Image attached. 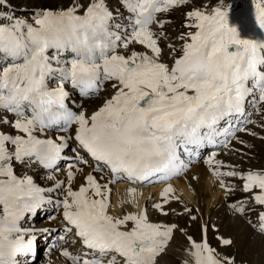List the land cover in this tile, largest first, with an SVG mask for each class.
Instances as JSON below:
<instances>
[{
    "label": "snow or ice",
    "instance_id": "obj_1",
    "mask_svg": "<svg viewBox=\"0 0 264 264\" xmlns=\"http://www.w3.org/2000/svg\"><path fill=\"white\" fill-rule=\"evenodd\" d=\"M248 4L72 0L18 15L0 0V264H30L43 239L63 264H168L177 234L182 264H237L218 250L235 242L217 236L213 247L219 229L200 223L173 186L199 182L189 172L201 159L226 198L237 190L227 181H240L246 199L227 208L255 212L247 223L264 236V169L241 172L218 158L247 146L241 134L264 140L253 130H264L253 120L264 118V0ZM180 8L173 42L163 17ZM97 100L89 112L83 101ZM121 182V208L140 207V187L162 185L151 209L164 219L147 205L110 214ZM41 216L58 231L38 228Z\"/></svg>",
    "mask_w": 264,
    "mask_h": 264
},
{
    "label": "rangeland",
    "instance_id": "obj_2",
    "mask_svg": "<svg viewBox=\"0 0 264 264\" xmlns=\"http://www.w3.org/2000/svg\"><path fill=\"white\" fill-rule=\"evenodd\" d=\"M11 1L14 2L13 3L15 5L14 12H16L18 15L21 13H30L33 10L41 7H48L53 9L66 7L72 2V0H11ZM181 15L182 14L178 12L173 16V18H180ZM97 101H92V102H97ZM98 103H95V105H98ZM249 155H252V160H251L252 162L250 166L264 168V141H258V143H256L255 146L253 145L249 151ZM235 181L237 183L238 180ZM237 186L239 192L240 186L238 184ZM227 205L228 203L219 207V210L215 215L211 214L209 216L210 217L209 221L207 220L205 213L202 214L200 211L196 212V209H198V207L191 206V208L193 209L194 214H196L198 217L202 216L200 223L201 222L203 223V219H204L207 220L210 225H215L219 229V232L211 231V234H209L213 247H218L217 239H216L217 236H223V237L226 236L229 238H233L235 239V243L233 247H229V248L219 247L218 250L221 251L222 253L235 255L237 264H264V238L259 236V234L253 230V227L250 226L249 223H247V219H245L247 218V216L243 217L246 226L244 232H241V234L237 233L236 231V228H238L239 226H231L230 223H228L224 225V227H220L219 222L216 221V219L221 218L224 224L225 222H229V219L231 218H229L230 216L224 212L225 211L224 208H227ZM248 215L252 217V212L248 213ZM236 218H240V216L238 217L236 216ZM175 219H176L175 216H170L168 218V220L170 221ZM186 219L187 217L180 218L179 223L183 225ZM252 221L255 224L256 219L252 217ZM189 232L195 238L199 239V232L197 231L196 225H192L189 228ZM256 234H258V236ZM175 241L176 242H174L175 248L173 250V254H168V255L171 259L172 264H182L181 258L183 254L178 250L180 248L181 241L176 239ZM166 260L169 261L168 256L166 257Z\"/></svg>",
    "mask_w": 264,
    "mask_h": 264
},
{
    "label": "bare ground",
    "instance_id": "obj_3",
    "mask_svg": "<svg viewBox=\"0 0 264 264\" xmlns=\"http://www.w3.org/2000/svg\"><path fill=\"white\" fill-rule=\"evenodd\" d=\"M89 112H91V110ZM192 175H199V177H200L199 182L192 181L191 184H189L188 180H186V179H181V180L175 181L173 186L175 188L176 194L179 195L181 197V200L184 203H186L188 206L193 205V206L199 207L201 209V213L202 214L205 213L207 215V219H210L209 215H211V214L215 215L219 210L215 206V204L222 201L221 189L219 188L217 190L213 186L212 182L209 179H207V172L205 171V169L202 166H195L192 170V173L189 176H192ZM127 187H129V186H123L121 184L114 186L113 201L115 204V208L110 212V214L119 215V214H122L123 212H126V207L128 205H125L124 208H121L120 204H121V201H124L127 199V192H126ZM162 187L163 186L153 187L151 189H144V188L140 187L138 189V191L143 193V196L139 202L140 206H142L146 197H148V199L146 200V204L148 203V200H150V201L153 200V202L158 200L159 193H160ZM217 187H219L218 184H217ZM193 188H195V192H193ZM204 204L206 205V211H204V209H205L203 207ZM130 206L132 207L133 212H138L139 207H135L133 205H130ZM149 207H150L151 213L156 215L152 211L151 205H149ZM172 207H174V206L172 205ZM232 215L236 216L234 214H232ZM232 215L229 217V218H231V219H229V222H225V224L221 218L216 219V221L219 222L220 227H224V225H226L228 223H230L231 226H239L240 228L239 227L236 228V231H237V233L241 234V232H244V229L246 226L245 220L243 219V217L236 218V217H233ZM154 220H156V219H154ZM251 220H252V218H251ZM205 222H207V220H205ZM256 235L258 236V234H256ZM224 238H229V237H224ZM231 239L234 240V242H235V239H233V238H231ZM176 240L181 241L180 242V248L178 250L183 254V249L186 245L185 238L183 236H181L180 234H177ZM174 242H176V241L175 240L173 241L171 248L169 250V254H173V250L175 248ZM181 259L183 261L184 255L182 256ZM168 260H169V261H167L168 264H170V263L172 264L169 255H168Z\"/></svg>",
    "mask_w": 264,
    "mask_h": 264
}]
</instances>
